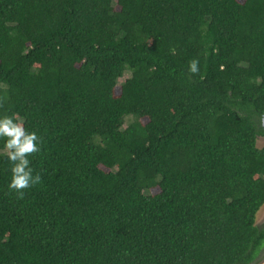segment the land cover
<instances>
[{
    "label": "trees",
    "instance_id": "trees-1",
    "mask_svg": "<svg viewBox=\"0 0 264 264\" xmlns=\"http://www.w3.org/2000/svg\"><path fill=\"white\" fill-rule=\"evenodd\" d=\"M263 114L264 0H0V264L254 263Z\"/></svg>",
    "mask_w": 264,
    "mask_h": 264
},
{
    "label": "clouds",
    "instance_id": "clouds-1",
    "mask_svg": "<svg viewBox=\"0 0 264 264\" xmlns=\"http://www.w3.org/2000/svg\"><path fill=\"white\" fill-rule=\"evenodd\" d=\"M188 71H198L197 61L189 62ZM0 140H3L2 155L9 162L10 179L7 187L22 197L24 189L41 182L39 172H34L30 164V155L38 153L41 138L35 131H28L22 121L14 116H0Z\"/></svg>",
    "mask_w": 264,
    "mask_h": 264
},
{
    "label": "rangeland",
    "instance_id": "rangeland-1",
    "mask_svg": "<svg viewBox=\"0 0 264 264\" xmlns=\"http://www.w3.org/2000/svg\"><path fill=\"white\" fill-rule=\"evenodd\" d=\"M128 76V72H125L124 76L118 79V83L124 80V77ZM131 120L130 117L126 118V122ZM264 143V136H259L256 139V145L260 147ZM264 222V204L260 206L255 215V224L261 225ZM254 264H264V253L260 254V258Z\"/></svg>",
    "mask_w": 264,
    "mask_h": 264
},
{
    "label": "water",
    "instance_id": "water-1",
    "mask_svg": "<svg viewBox=\"0 0 264 264\" xmlns=\"http://www.w3.org/2000/svg\"><path fill=\"white\" fill-rule=\"evenodd\" d=\"M260 125H261V127L264 129V114L261 116V118H260ZM262 253H264V247H263V249H262V251H261V253L260 254H262ZM260 254H259V256H258V258L255 260V262L260 258ZM254 262V263H255ZM254 263H252V264H254Z\"/></svg>",
    "mask_w": 264,
    "mask_h": 264
}]
</instances>
